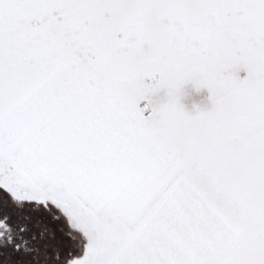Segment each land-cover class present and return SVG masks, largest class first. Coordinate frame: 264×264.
Returning <instances> with one entry per match:
<instances>
[{
	"label": "snow or ice",
	"instance_id": "snow-or-ice-1",
	"mask_svg": "<svg viewBox=\"0 0 264 264\" xmlns=\"http://www.w3.org/2000/svg\"><path fill=\"white\" fill-rule=\"evenodd\" d=\"M0 264H264V0H0Z\"/></svg>",
	"mask_w": 264,
	"mask_h": 264
}]
</instances>
